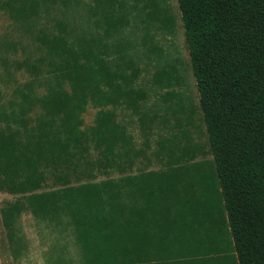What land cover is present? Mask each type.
<instances>
[{"label": "trees", "instance_id": "16d2710c", "mask_svg": "<svg viewBox=\"0 0 264 264\" xmlns=\"http://www.w3.org/2000/svg\"><path fill=\"white\" fill-rule=\"evenodd\" d=\"M180 5L188 59L174 55L172 42L161 44L149 30L140 41L117 39L119 24H129L132 16L148 21L139 4L126 0H97L93 11L99 26L108 22L105 36L48 42L35 81L46 89L42 101L49 122L31 127L14 117L11 122L22 128L0 133V190L17 184L11 191L21 193L3 207L8 229L26 208L41 219L65 214L85 264H196L191 239L186 248L175 217L183 256L179 250L175 258L154 262L132 250L127 191L134 189L129 184H178L184 191L177 200L184 195L209 200L212 212L216 186L237 264H264V0H180ZM157 6L173 36L177 17L165 0ZM116 8L122 14L117 19ZM189 75L200 94L198 110L186 91ZM89 104L107 109L83 129ZM121 106L139 119L146 147L155 146L154 157L165 169L159 178L136 166L137 137L116 121ZM50 167L57 185L41 190ZM110 170L117 174L99 179ZM215 215L213 225L220 222ZM204 254L206 264L224 263L220 251Z\"/></svg>", "mask_w": 264, "mask_h": 264}, {"label": "rangeland", "instance_id": "374dc122", "mask_svg": "<svg viewBox=\"0 0 264 264\" xmlns=\"http://www.w3.org/2000/svg\"><path fill=\"white\" fill-rule=\"evenodd\" d=\"M62 1L64 0H0V133L9 134L22 128L11 122L14 117L26 121L31 127H38L44 120L49 122L50 117L46 114L42 101L46 89L36 84L35 75L40 70V58L48 53L50 40L58 37H68L66 39L73 40L85 36H105L106 28L109 27L108 22L104 21L105 23L99 26L96 23L98 17L93 11L97 6V0H67V5L64 4L65 1ZM126 1L131 6L139 4V11L144 10L148 21L142 19V14L139 19L132 16L129 24L127 22L119 24L120 31L118 30L117 35L115 33L117 39V36L122 35L128 39L140 41L149 30L161 44L167 46L172 42L174 55H181L185 59L190 57L180 0H165L177 17L173 36L168 35L163 26L166 13L157 6L159 0ZM64 11L69 13L65 15ZM120 16H122L121 11L116 8L114 17L117 19ZM187 83L189 84L186 91L193 96L194 106L198 110L200 94L192 75H189ZM185 87V85L180 86V89H185ZM104 108L107 109V107L89 104L82 114V128L90 129L94 126L100 117V110ZM115 112L116 121L129 127L136 135L139 119L122 106L118 107ZM154 122H159V119ZM116 174L110 170L109 174L99 173L98 177L101 179ZM45 176L41 190L51 189L57 185L51 167L45 170ZM212 184H216L214 178ZM15 185L17 184H5L4 189L0 190L1 264H23L24 257H33L32 260L36 261L42 260L45 255H49L51 259L66 255L65 247L61 244L59 217L53 222V219L35 218L30 212H25L17 223L15 243L9 240L1 216V208L10 207L20 199L21 193L15 194L11 191ZM195 192L197 193H192V196H197L199 191ZM212 199V212L208 205L209 200L205 203L203 200L188 195L178 200L175 215V222L179 228L178 234L183 238L186 248L189 238L191 239L192 251L196 254V264H206L203 260L205 259L204 252L216 251L224 254L223 264H237L230 225L226 212L222 210L219 188L216 186ZM199 207H203L201 211ZM212 213H216L215 218L220 220L219 224L211 223ZM195 221H198V225ZM10 239H14L12 235ZM25 243L28 246L27 252L16 259L13 248H16L15 252L20 251L25 248ZM76 247L80 254V245ZM44 248L46 250L41 251ZM183 250L181 249L182 256ZM54 264L74 263L63 260L55 261Z\"/></svg>", "mask_w": 264, "mask_h": 264}, {"label": "crops", "instance_id": "0c3cea01", "mask_svg": "<svg viewBox=\"0 0 264 264\" xmlns=\"http://www.w3.org/2000/svg\"><path fill=\"white\" fill-rule=\"evenodd\" d=\"M137 137V156L135 158L136 166L144 171L155 172V177L159 178V173L165 170L162 168L161 160L154 157L155 146L152 148L146 147L144 141L145 138L139 130L136 132ZM138 171V169H135ZM133 185L134 189L127 191L129 202H132V210L128 215V219L131 220L132 226H134L133 233H129V243L132 244L133 251H142L147 256L151 257L154 262H164L166 258L176 256L177 252L181 250V242L179 235L175 232L173 227V220L176 215V204L178 202L177 197L183 193V189H177L178 184H129ZM175 185V186H173ZM173 186V187H168ZM25 212L33 213L30 209H23L18 214V219L15 225L8 229L4 223L3 207L1 208V216L9 240L15 243L16 227L19 219ZM34 216V215H33ZM35 217V216H34ZM61 222V244L65 247L66 255L59 256L55 259H51L49 255H45L42 260H32L31 258L24 257L23 264H54L55 261H67L74 264H85L83 258V251L79 243L78 234L75 231L74 226L71 224V218L69 215L60 214ZM57 217V218H58ZM36 218V217H35ZM56 218V220H57ZM55 222V220H53ZM13 236V240L10 236ZM24 244V243H23ZM80 245V254L77 252ZM27 244L25 248L15 252L16 248H13V254L16 259L23 253L27 252ZM190 247V244H189ZM44 248L41 251H45ZM190 250V248H189ZM47 254V252H45ZM43 253V255L45 254ZM0 261H2L0 257Z\"/></svg>", "mask_w": 264, "mask_h": 264}]
</instances>
